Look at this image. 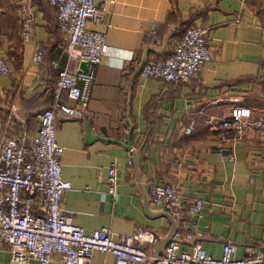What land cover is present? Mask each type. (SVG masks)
Returning <instances> with one entry per match:
<instances>
[{
    "label": "crops",
    "instance_id": "0c3cea01",
    "mask_svg": "<svg viewBox=\"0 0 264 264\" xmlns=\"http://www.w3.org/2000/svg\"><path fill=\"white\" fill-rule=\"evenodd\" d=\"M104 8V22L111 25H90L104 30L109 52L82 84L86 111L80 117L54 111L55 137L63 146L61 177L71 184L62 207L87 233L101 226L116 236L150 229L157 239L142 246L160 252L175 221L149 200L148 188L170 182L184 200L203 199L196 227L207 254L220 256L227 239L233 257L243 256L246 247L264 252V128L248 126L239 138L227 130L222 139L220 128L209 124L235 106L264 119V0H116ZM32 10L31 35L22 40L15 0H0V56L9 67L0 76V139L35 134L36 114L53 102L52 87L66 62L54 8L32 0ZM152 22L159 44L150 37ZM194 23L208 28L211 51L197 78L174 83L139 77L143 62L165 57ZM35 47L42 50L37 64ZM58 102L83 109L65 90ZM112 164L115 200L104 177L96 176L98 166ZM0 264H16L6 244ZM47 264L64 263L53 256ZM88 264H115V258L95 250Z\"/></svg>",
    "mask_w": 264,
    "mask_h": 264
},
{
    "label": "built area",
    "instance_id": "2783aa9c",
    "mask_svg": "<svg viewBox=\"0 0 264 264\" xmlns=\"http://www.w3.org/2000/svg\"><path fill=\"white\" fill-rule=\"evenodd\" d=\"M55 10L57 27L65 38L58 44L66 51V62L58 71L52 89L53 102L37 112L36 132L31 137L10 136L0 139V246H8L9 260L24 264L37 260L47 264L57 256L64 264H88L93 251L110 252L115 264H264V252L255 253L246 247L245 254L233 257L234 244L225 240L221 254L213 257L201 246L203 232L196 227L204 201L199 196L184 200L176 184L160 182L148 188V198L160 205L175 221L170 239L160 252L147 251L142 244L154 243L156 233L137 228L132 233L116 236L108 226L92 232L72 222L71 212L62 207L64 191L71 187L61 177L60 156L63 146L55 137L54 111L59 107L69 117H80L86 111L84 83L93 79L91 69L108 55L109 45L104 30L93 25L110 26L104 22V4L116 0H46ZM98 2L102 5H98ZM22 40L30 38L34 12L32 0H15ZM150 37L156 44V23L152 22ZM42 50L35 47L33 60L41 61ZM211 58L208 28L194 23L172 42L170 52L161 59L146 60L138 70L139 77L164 82H186L197 78L204 63ZM80 61L88 70L79 67ZM9 67L0 56V76ZM76 100L83 109L59 104L60 92ZM237 101L238 96H233ZM209 124L220 128V138L232 130L241 137L248 126L264 128V119H252L248 107H232L225 118H211ZM191 131V126L185 128ZM98 179L104 177L107 192L116 199L117 169L112 164L96 168Z\"/></svg>",
    "mask_w": 264,
    "mask_h": 264
},
{
    "label": "water",
    "instance_id": "95a60500",
    "mask_svg": "<svg viewBox=\"0 0 264 264\" xmlns=\"http://www.w3.org/2000/svg\"><path fill=\"white\" fill-rule=\"evenodd\" d=\"M79 66H80V68H81L83 71H86V70H87V64H86L85 62L80 61ZM173 229H174V227H173ZM173 229H172V230H173ZM172 230H171V233H172ZM171 233H170V235H169V239H170ZM166 243H167V242H166Z\"/></svg>",
    "mask_w": 264,
    "mask_h": 264
},
{
    "label": "trees",
    "instance_id": "16d2710c",
    "mask_svg": "<svg viewBox=\"0 0 264 264\" xmlns=\"http://www.w3.org/2000/svg\"><path fill=\"white\" fill-rule=\"evenodd\" d=\"M45 1H46V0H45ZM46 3H47V1H46ZM47 4H48V3H47ZM48 5H49V4H48ZM49 6H50V5H49ZM51 7H52V6H51ZM56 25H57V23H56ZM57 29H58V27H57ZM58 31L60 32L59 29H58ZM63 48H64V47H63ZM57 75H58V72H57ZM56 79H57V76H56ZM55 82H56V80H55ZM55 82H54V84H53V87H54V85H55ZM174 83H175V82H174ZM53 87H52V89H53ZM50 104H51V103H50ZM50 104H49V105H50ZM45 107H46V106H45ZM42 108H43V107H42ZM42 108H41V109H42ZM41 109H40V110H41ZM40 110H39V111H40Z\"/></svg>",
    "mask_w": 264,
    "mask_h": 264
}]
</instances>
